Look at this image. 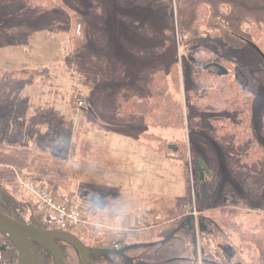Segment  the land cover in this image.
I'll use <instances>...</instances> for the list:
<instances>
[{
	"label": "rangeland",
	"instance_id": "1",
	"mask_svg": "<svg viewBox=\"0 0 264 264\" xmlns=\"http://www.w3.org/2000/svg\"><path fill=\"white\" fill-rule=\"evenodd\" d=\"M50 1H56L57 9L35 17L22 5L0 3V48L23 50L33 63V68L27 70L0 71V156L16 154L19 149L30 150L31 156H40V151H45L50 152L53 162L70 170L67 160L83 159L82 151L99 133L111 131L141 141H145L146 133L161 135L174 145H186L187 173L177 160L164 155L155 156L150 152L156 157L153 158L132 148H117L110 154L111 160L105 163L107 167L100 163L96 164L99 169L86 168V172L105 184L99 186L112 189L98 192L95 199L103 210L101 219L108 228L99 222L84 223L119 235V231L110 227L126 228L130 218L142 212L143 202L159 196L157 200L161 204L166 198L173 199L171 204L179 202L183 208L192 199L194 185L200 220L202 214L212 220L220 217L221 207L228 201L226 194L229 193L225 188L229 186L234 195L247 203V207L239 209L236 221L246 230L263 228L264 190L257 197L249 196L231 175L228 165L229 158L242 161L247 148L232 153L210 136V132L227 121L239 123L238 110L224 103L218 108L211 105L198 108L190 104L188 110L185 109L186 117L188 120L190 115L197 118L199 128L190 127L188 122L184 128H161L122 123L113 109L120 93L126 96L146 93V85L152 79L173 74L176 69L180 72L184 97L191 61L186 51L204 46L233 56L235 77L258 79L253 129L264 145V56L259 51L264 53V0H173L171 15L175 20V38L170 44L166 33L170 13L165 5L142 6L133 1L121 3V0ZM201 6L204 8L199 12ZM198 16L201 17L199 24ZM100 28L109 36L105 49L94 45ZM162 46L166 48L160 52ZM87 54L103 55L110 62L103 73L106 76L99 77L102 66L86 62ZM114 58L124 64L120 68L124 74L119 78L116 74L120 69L112 62ZM43 59L51 63L37 65ZM174 62H178L175 68ZM73 95L75 105L70 104ZM99 105L103 109L99 110ZM187 105L185 102V107ZM199 160L207 166L205 189L199 179ZM68 174L70 177L65 179L74 186L76 180L71 170ZM19 180L25 188L26 182ZM24 190L29 191L27 187ZM82 195L78 191L71 197L82 201ZM176 224L178 221L166 224L161 238L168 237ZM196 235L198 254H201L202 241L199 233ZM228 235L220 236L221 242L232 244L239 258H244L247 246L240 244L235 232Z\"/></svg>",
	"mask_w": 264,
	"mask_h": 264
},
{
	"label": "trees",
	"instance_id": "2",
	"mask_svg": "<svg viewBox=\"0 0 264 264\" xmlns=\"http://www.w3.org/2000/svg\"><path fill=\"white\" fill-rule=\"evenodd\" d=\"M128 1L142 6L160 7L165 5L170 13L169 25L166 28L167 43L173 42L175 38V20L171 15L173 0H121V3ZM0 3L22 5L32 17L57 9L56 1L54 3L50 0H0ZM202 8L204 6L199 8V12ZM199 23H201L200 16L197 19V24ZM94 43L97 48H107L109 45L108 34L100 28ZM165 48L166 46L159 48L160 52ZM186 52H188L191 61L188 65L190 70L184 97L181 92L180 72H178L179 69H176L173 74L152 79L146 85V93L127 96L124 92L120 93L116 98L114 115L121 117L122 123L125 124L184 128L188 122L190 127L199 128L197 118L190 115L188 120L186 117L185 109L188 110L190 104L198 108L207 105L218 108L223 103L231 106L239 111V123L227 121L210 132V136L220 146L232 153L239 152L242 147L247 148V154L242 161L229 158L228 165L231 175L240 182L249 196L261 195L264 190V145L259 141L253 129V104L258 93V79L252 76L235 77V71L232 69L235 62L233 56L221 54L219 51L204 46L193 47ZM79 56L82 58L83 54ZM86 58L88 64L102 66V70L99 72V77H102L110 62L103 55L98 54H87ZM112 62L119 69L124 66L122 61L117 58H114ZM212 63L224 66L228 73L219 75L216 66L205 68L206 65ZM195 64L198 65V69ZM177 66L178 62H174L173 67ZM121 74L123 75L124 71L120 69L116 78H119ZM199 74L202 75L199 76ZM12 77L13 73L9 79L11 80ZM182 81L185 82V80ZM97 94L99 95V91ZM74 97L73 95L70 101L72 105L76 104ZM185 102L188 104L187 107H185ZM98 109L103 108L99 105ZM98 109L96 108V111H99ZM138 119H142V122H139ZM110 130L113 129L110 128ZM145 142L159 154L177 160L187 173L189 154L185 144L176 143L177 150H174L170 148V145L174 144L173 142L152 133L145 134ZM64 148H67V145H64ZM49 154L50 152L40 151V156L38 154L31 156L30 150L19 149L16 154L0 156V196L3 193L0 200V211L21 223H34L33 218L40 212V202L33 193L24 190L26 187L24 188L19 178L25 182L42 183L61 201H68L74 195L73 186L69 185L66 180L70 177L69 170H66L63 164H51L47 158H52ZM225 190L231 195L226 194L228 201L223 203L220 217L217 220H212L202 214V219L199 220V238L202 241L201 254H198L197 235L193 221L184 215L182 204L166 211L167 219L174 223L178 221L166 238H161L164 227L140 230L139 227L133 225L118 235L110 234L109 231L101 230L95 225L84 223L85 220L70 224L67 231L77 235L93 250L90 264H264V225L263 228L246 230L238 223L236 215L240 208L247 207V203L244 199L234 195V191L229 186H226ZM33 198L36 199V202ZM230 200L233 201L230 202ZM234 232L237 234L240 244L247 246L248 251L244 258H239L237 248L232 244L221 242L220 236L224 235L226 238L227 234L229 237ZM99 237L101 240L98 241ZM61 243L59 244L63 250H67L69 247L76 250L65 240H62ZM114 243H119L122 246V254L94 251V249H106ZM37 246L42 264H54L52 252L40 244ZM16 255L15 243L0 230V264H15ZM69 264L74 263L71 261Z\"/></svg>",
	"mask_w": 264,
	"mask_h": 264
},
{
	"label": "crops",
	"instance_id": "3",
	"mask_svg": "<svg viewBox=\"0 0 264 264\" xmlns=\"http://www.w3.org/2000/svg\"><path fill=\"white\" fill-rule=\"evenodd\" d=\"M53 61L55 62L57 60H53ZM50 63L51 62L49 60L43 59L37 65L43 66ZM31 68H33L32 59L30 57L27 58L23 50L10 49L8 47L0 48V71L5 69L27 70ZM96 136L92 138L88 148L82 151L83 159L81 158V160L79 159V161L75 160V162L67 160V163H69L67 167L68 169L71 170V173H73L71 175L76 180V184L73 186L74 191L76 190L75 192L79 191V193L83 194L82 196L84 197V199H82V202L84 204L85 221H88L90 223L99 222V224L101 223V226L108 228L101 219L102 217L101 212L103 210L97 204L95 199L97 197L98 192H108L109 190L112 189L107 188L106 186L101 187L102 185L105 184L101 183L102 182L101 180L97 181L96 180L97 178L92 176L90 172H86V168H89L91 170L95 166L99 169V165L96 164H100V163H102L105 167H107L108 165H106L105 163L111 160L112 156L110 154H112L113 151H116L117 148H121V147L135 149L138 151V153L147 157L156 158L151 153L155 154V156L156 155L162 156V155L156 152L147 142L141 141L137 138H133L130 136H123L111 131L102 134L99 133V135ZM53 160L54 159L49 157V161L51 162V164L55 165V162L57 161L53 162ZM114 171H117V169H114ZM184 178H185V173H184ZM158 197L157 199H159ZM157 199L150 202L146 201L147 203L141 202L144 205V207L142 208V212L138 215H135L134 217H131L130 224L126 228L116 229L115 227L114 228L110 227V229H115L120 233H124L130 226L135 225L138 217L147 213L148 211L160 210L162 213L166 215L167 210L179 205V202L175 204L174 203L171 204L173 199H167V198L164 199L163 200L164 204L158 202ZM178 200L179 199H177V201Z\"/></svg>",
	"mask_w": 264,
	"mask_h": 264
},
{
	"label": "water",
	"instance_id": "4",
	"mask_svg": "<svg viewBox=\"0 0 264 264\" xmlns=\"http://www.w3.org/2000/svg\"><path fill=\"white\" fill-rule=\"evenodd\" d=\"M262 55L264 53L259 50ZM218 67V74L224 75L228 70L216 63L208 64ZM171 149L177 150V146L170 145ZM207 166L203 160L198 161L199 179L205 189V171ZM0 230L7 234L15 243L17 248L16 264H42L41 254L36 244H40L49 249L53 256L55 264H65V252L57 243V239H62L72 244L80 254L81 264H90V255L93 252L77 235L63 229H43L35 225L21 223L6 213L0 211ZM95 252L108 254H122V249L106 248L102 250L94 249Z\"/></svg>",
	"mask_w": 264,
	"mask_h": 264
},
{
	"label": "built area",
	"instance_id": "5",
	"mask_svg": "<svg viewBox=\"0 0 264 264\" xmlns=\"http://www.w3.org/2000/svg\"><path fill=\"white\" fill-rule=\"evenodd\" d=\"M79 105H83L80 101ZM25 186L33 193L40 202V212L36 216V223L46 229L66 230L72 223H77L84 219V204L77 197H71L68 201H61L46 188L42 183L28 181ZM184 215L192 219L197 234L200 231L199 217L201 211L198 208L196 188L193 185L192 199L183 207ZM172 223L166 215L159 210H151L137 218L135 226L140 230L164 227ZM120 249L119 243L112 245Z\"/></svg>",
	"mask_w": 264,
	"mask_h": 264
},
{
	"label": "flooded vegetation",
	"instance_id": "6",
	"mask_svg": "<svg viewBox=\"0 0 264 264\" xmlns=\"http://www.w3.org/2000/svg\"><path fill=\"white\" fill-rule=\"evenodd\" d=\"M3 195V193H1V196ZM1 196H0V200H1ZM200 220V218H199ZM33 221L34 223L33 224H29V223H25V224H29V225H35L37 227H40V228H43L42 226H40L39 224L36 223V217L33 218ZM172 224H175L174 222H172ZM177 225V224H176ZM43 229H46V228H43ZM67 230V229H66ZM57 243H61L62 242V239H57L56 240ZM38 245V244H36ZM62 245V243H61ZM61 245L59 244V246L61 247ZM72 245V244H71ZM63 246V245H62ZM38 247V246H37ZM62 248V247H61ZM108 248H113V249H116L114 248L112 245H110ZM122 248V246H121ZM120 248V249H121ZM63 250V249H62ZM65 252V255H64V260H65V264H69V262H73L74 264H81V260H80V254L79 252L73 248V247H69L67 250H63ZM17 256V255H16ZM54 257V256H53ZM90 258H91V255H90ZM42 259V258H41ZM15 264H16V260H15ZM54 264H55V261H54Z\"/></svg>",
	"mask_w": 264,
	"mask_h": 264
}]
</instances>
